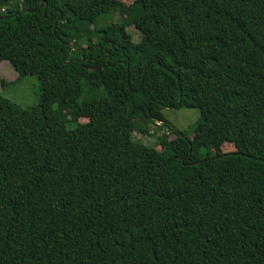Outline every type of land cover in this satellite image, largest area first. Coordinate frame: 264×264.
<instances>
[{
  "label": "trees",
  "instance_id": "16d2710c",
  "mask_svg": "<svg viewBox=\"0 0 264 264\" xmlns=\"http://www.w3.org/2000/svg\"><path fill=\"white\" fill-rule=\"evenodd\" d=\"M119 6L0 0V62L40 86L0 94V264H264V0H134L137 42L98 26Z\"/></svg>",
  "mask_w": 264,
  "mask_h": 264
},
{
  "label": "rangeland",
  "instance_id": "374dc122",
  "mask_svg": "<svg viewBox=\"0 0 264 264\" xmlns=\"http://www.w3.org/2000/svg\"><path fill=\"white\" fill-rule=\"evenodd\" d=\"M134 0H119L120 6L118 9L112 11L108 15L101 17L98 21V26H103L109 22H122L126 25L128 33L131 35L133 42L140 40V33L132 25V15L126 13ZM84 47V45H83ZM0 81H4L1 85L0 94L16 103L21 107L36 106L40 100V86L35 76L19 77L18 74L7 62H0ZM163 116L167 123L176 131L192 137L195 126L200 122L201 117L197 110L181 108L176 110L165 109ZM137 124L142 126L146 133H133L132 139L139 141L147 146L155 148L157 151L161 150L159 145L160 138H167L171 140L174 138L172 133L157 122H143L136 119ZM88 120L80 118L78 123H87ZM73 125H69L72 127ZM235 151V146L232 143H224L221 147V152L231 153ZM212 154L214 151L211 152ZM205 153H203L204 156Z\"/></svg>",
  "mask_w": 264,
  "mask_h": 264
}]
</instances>
